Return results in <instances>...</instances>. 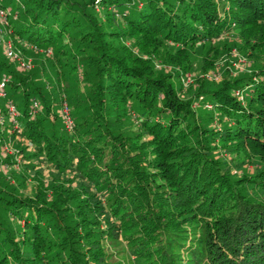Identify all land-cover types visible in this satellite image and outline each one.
<instances>
[{
    "label": "trees",
    "instance_id": "obj_1",
    "mask_svg": "<svg viewBox=\"0 0 264 264\" xmlns=\"http://www.w3.org/2000/svg\"><path fill=\"white\" fill-rule=\"evenodd\" d=\"M132 1L101 0L99 9L96 0L5 5L18 14L8 37L39 56L23 76L0 41V80L9 78L0 109L7 112L10 101L18 106L28 143L16 155L36 180V196L0 182V264H121L103 243L120 234L133 264H264V202L239 189L244 182L264 188V171L239 180L222 173L204 151L214 117L193 108L212 105L229 121L223 141L264 153V64L221 87L203 82L197 98L184 100L172 75L156 74L152 63L139 65L127 43L142 37L146 50L160 55L169 42L183 49L208 44V53L213 40L231 32L249 42L264 25V0ZM88 7L97 11L90 14ZM168 62L185 76L192 66L180 53ZM50 69L63 89L57 95L48 90L55 89V79L54 86L46 81ZM246 83L250 96L243 104L233 89ZM65 102L73 133L61 117ZM132 112L140 130H133ZM5 123L14 129L12 121ZM40 157L54 167L49 180Z\"/></svg>",
    "mask_w": 264,
    "mask_h": 264
},
{
    "label": "rangeland",
    "instance_id": "obj_2",
    "mask_svg": "<svg viewBox=\"0 0 264 264\" xmlns=\"http://www.w3.org/2000/svg\"><path fill=\"white\" fill-rule=\"evenodd\" d=\"M0 1L4 5H9L11 7L14 6L13 0ZM79 1L84 3V1L88 0ZM116 6H118V4ZM95 11H97L95 7H88L87 9V12L90 14L94 13ZM115 14L119 16L118 13ZM114 16L116 19V21L114 19V23L117 25L120 24L121 20H118L119 18L116 15ZM260 27V29L255 30V36L251 37V41L249 42L242 40L237 32H231L225 35L222 34V37L212 41L213 44L211 49L208 50V53L206 51L207 48H209L208 44H206L204 47L199 44L192 46L189 49H183L182 45H175L169 42L166 44V46H162L160 55H158L156 52L154 53L150 49L146 50V47L141 42L143 40L142 37H137L138 39L133 38V40L129 41L127 40V43H129V49L132 50L136 56H138L139 60H137V63L139 65H151L152 63L154 68L158 69L155 71L156 74H171L173 81L177 83V88L179 89L177 91L180 98L184 100H190L191 98L192 100L195 97L197 98L196 92L198 91V88H202L204 86L202 85L203 82L204 84L208 82L205 87H221L223 85V80L227 78L234 80L241 77L244 78L252 76L253 72L264 64V25L261 24ZM225 43L226 45L224 46ZM18 48L26 60H32L33 66L30 69H25L18 61H11L15 63L16 67H14L17 73L21 72L23 76H27V74L30 73L34 67H37V63L35 62L37 54H34L30 51L26 52L21 46ZM177 53H180L182 56L186 55L187 59H192V66L190 71L187 73V76L181 75V73H179L182 70L180 65L168 62L169 57L172 54ZM208 74L212 76L215 74V77L219 76V79L213 77L211 80L205 81L206 78L210 79L208 78ZM56 75V71L50 69V71L46 73V81L47 84L50 85L51 81L55 79V89L54 87H49L48 90L54 91L57 95L59 93L58 90L60 89V93H62L63 89L61 87H57ZM180 82H182L181 85ZM79 84L82 85V90L84 92L86 90L85 85L82 81H79ZM54 85L51 84L50 86ZM249 87L250 85L246 83L242 85V88L240 87L233 89L234 95L243 104H248L247 96H250L248 91ZM87 90L89 92L88 88ZM5 97L6 94L0 95V98ZM59 101V98L54 101V106L58 107V109L56 108L57 112H59L61 105ZM193 108L196 115H201L205 114V112H208L210 113L209 115L214 117V119H211L210 127H215V133L212 134L213 138H211L209 144L206 145L208 149H205L204 151H206L207 155L217 159L216 164H218V167L222 173L231 176L233 180H239L245 178L247 175L264 171V153L253 150L250 145L246 144L247 142L245 143L246 146H244L243 144H239L232 140L223 141L221 139V137H223L221 132L225 130V127L229 124V121L223 119L221 115L215 111L212 105L207 104L205 108H201V105L194 104ZM17 109H19L18 106ZM132 116L134 117L133 130H140L138 128V123L135 121L137 120V112H132ZM72 119L74 122V128L72 131L75 132V120L73 115ZM123 123L125 126H129L130 124L128 121ZM233 125L234 123L232 122V125L230 126ZM2 128H4V131L1 130V127L0 131L4 133H1V137L3 138L5 144H11L12 152L8 154H5L4 152L0 153V159L2 155L6 158L12 156L11 162L13 163L9 164L5 163L4 161H0V175L2 176H0V182L3 185L9 186L11 189H16L17 191L22 192L23 194L36 196L34 193L36 183L35 172H28L26 169H24V167L22 168L21 166H16V158L20 156L16 154L17 152L21 153L20 151L22 150V147L27 145L28 140L25 139L22 134L14 132L13 129H10L6 123L2 124ZM9 130H12V133H9ZM148 137L149 136L147 134L144 135V138ZM198 145L200 144H197V146ZM22 156H27V153H23ZM42 158L43 157L38 158L40 163ZM22 162L24 164L27 162L25 161L24 157ZM4 166H6L8 171L3 169ZM9 167L11 168L9 169ZM40 169L44 173L42 176L45 178V180H49V178L51 179V174L54 172V167L50 163H43ZM242 186L243 187H240L239 189H241L243 192L249 194L253 199L264 202V188L248 186V183L246 182H244ZM100 200L104 202V200ZM103 243L105 246V253H111V255L114 256V260H119L121 264H133L132 262L135 257L131 254V246L121 234L118 238H113V240H108L105 238Z\"/></svg>",
    "mask_w": 264,
    "mask_h": 264
},
{
    "label": "built area",
    "instance_id": "obj_3",
    "mask_svg": "<svg viewBox=\"0 0 264 264\" xmlns=\"http://www.w3.org/2000/svg\"><path fill=\"white\" fill-rule=\"evenodd\" d=\"M100 2H101V0H96L97 9L100 8V4H99ZM17 15L18 14H15L11 8L5 6L0 1V41L4 46L6 55L10 59L18 61L20 63V65L23 66V68L30 69L33 66L32 60L31 59L26 60L22 56V52L19 50V48L16 47L14 40L12 38L8 37V34H9L8 26L11 22V18L13 16L17 17ZM32 47L37 49L36 46H32ZM213 77H215V74L213 76L208 74V78L212 79ZM215 78L219 79V76H216ZM7 82H8L7 77H3L0 80V95L5 94L4 88L6 87ZM34 106L35 107H34L33 111L37 112L36 108L39 107L38 102H35ZM6 115L13 122L14 130L21 132V128L19 126V121H18L19 111H18L17 106L14 102H12V101L9 102V104L7 106V112L6 113L0 109V124H4L6 122ZM62 119H63V122H64L66 128L70 132H72V129L74 128V122L72 119L70 106L67 102L64 103V106L62 108ZM1 148L4 151L12 152L11 144H6V145L2 144V137H1V132H0V149ZM18 161H20V159H18Z\"/></svg>",
    "mask_w": 264,
    "mask_h": 264
},
{
    "label": "clouds",
    "instance_id": "obj_4",
    "mask_svg": "<svg viewBox=\"0 0 264 264\" xmlns=\"http://www.w3.org/2000/svg\"><path fill=\"white\" fill-rule=\"evenodd\" d=\"M7 78H8V77H7ZM8 81H9V78H8ZM7 83H8V82H7ZM12 102H13V101H12ZM5 113H6V112H5ZM71 115H72V113H71ZM61 117H62V116H61ZM7 118H8V117H7V115H6V120H10V118H8V119H7ZM62 120H63V119H62ZM10 121H11V120H10ZM18 121H19V120H18ZM63 123H64V122H63ZM19 126H20V125H19ZM64 126H65V124H64ZM20 128H21V127H20ZM65 128H66V126H65ZM66 129H67V128H66ZM13 131L18 132V131L14 130V129H13ZM67 131L70 132L68 129H67ZM18 133H21V132H18ZM70 133H73V131L70 132ZM2 144H3V145H6V144L3 142V138H2ZM9 144H10V143H9ZM4 153H5V154H8V153H10V152L4 151ZM17 153H18V152H17ZM18 159H20V161H18ZM16 161H17V162H16V166H17V167H20V166H21V162L23 161V159H22L21 156H19V157L16 158ZM4 168H5V170H8V169L6 168V166H4L3 169H4ZM9 169H10V167H9Z\"/></svg>",
    "mask_w": 264,
    "mask_h": 264
}]
</instances>
